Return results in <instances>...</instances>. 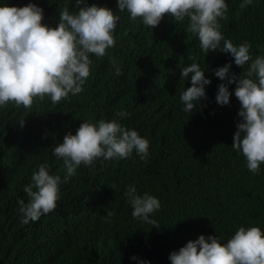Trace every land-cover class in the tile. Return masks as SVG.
Instances as JSON below:
<instances>
[{
	"label": "trees",
	"instance_id": "obj_1",
	"mask_svg": "<svg viewBox=\"0 0 264 264\" xmlns=\"http://www.w3.org/2000/svg\"><path fill=\"white\" fill-rule=\"evenodd\" d=\"M241 2L225 0L219 31L234 46L251 45L254 60L264 56V0L244 8ZM29 3L43 9L42 23L53 28L64 8L70 14L79 10L76 0H0V6ZM86 4L107 7L119 20L115 45L103 57L89 54L83 91L58 104L45 97L35 98L28 109L11 102L0 106V264H171L169 255L200 235L226 243L240 227L264 232V163L254 174L232 147L241 122L236 85H229L228 105L216 103L218 85L226 81L214 70L230 63V74L239 75L252 61L243 69L229 53L203 52L198 36L187 31L189 18L176 21L165 15L151 29L139 18L133 21L127 10L120 12L117 0ZM192 63L211 84L205 86L207 98L188 113L180 96L191 87V74L181 77V69ZM100 120H115L147 139L146 159L133 150L127 159L80 165L60 184L55 210L22 224L18 200L28 202L23 188L33 173L45 164L63 181L66 169L52 148L69 132L74 135L82 122ZM129 185L137 195L147 192L160 202L149 215L157 228L133 218L125 196ZM109 211L115 214L106 221Z\"/></svg>",
	"mask_w": 264,
	"mask_h": 264
},
{
	"label": "clouds",
	"instance_id": "obj_2",
	"mask_svg": "<svg viewBox=\"0 0 264 264\" xmlns=\"http://www.w3.org/2000/svg\"><path fill=\"white\" fill-rule=\"evenodd\" d=\"M76 2L78 12L70 14L64 8L54 28L42 23L43 9L35 3L23 7L0 6V106L11 102L17 108L28 109L35 98L43 101L45 97L58 104L69 94L83 91L82 86L90 75L89 54L103 57L106 50L115 45L113 34L119 16L107 7L88 6L86 0ZM251 3L252 0H242L240 7ZM117 7L120 12L127 10L133 21L139 18L151 29L157 27L165 15L176 21L189 18L187 31L198 36L203 52L208 54L218 49L229 53L235 65L243 69L252 61L248 70L239 75L230 74V63L215 69L214 74L226 81L218 85L217 104L228 105L232 95L229 85H236L234 94L241 106L238 112L241 122L237 124L232 147L246 158L248 170L257 174L264 163V56L253 60L249 54L251 45L234 46L230 40H224L218 18H223L227 12L225 0H117ZM221 40H224L222 47ZM116 74H121L119 67ZM189 74L191 87L186 88L180 99L184 111L191 113L197 103L207 98L205 86L210 85L211 80L197 63L181 69V77H189ZM117 115L129 114L119 112ZM20 126H24V121ZM148 149L147 139L115 120H100L97 124L82 122L74 135L69 132L61 144L52 148V154L63 160L66 169L63 181L59 175H50L48 166L42 164L33 173L31 183L24 186L28 202L18 200L23 216L21 223L37 222L42 215L54 211L60 199V184L76 175L80 165L91 167L100 158L127 159L133 150L144 160ZM125 196L133 208V218L157 228L156 221L149 219V215L160 208L158 199L147 192L137 195L134 185H129ZM114 214L107 212L105 220ZM168 258L171 264H264V232L259 227H240L226 243H221L215 235L207 239L200 235Z\"/></svg>",
	"mask_w": 264,
	"mask_h": 264
}]
</instances>
